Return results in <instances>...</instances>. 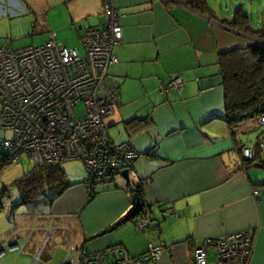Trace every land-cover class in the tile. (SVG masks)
I'll list each match as a JSON object with an SVG mask.
<instances>
[{
	"label": "crops",
	"instance_id": "obj_1",
	"mask_svg": "<svg viewBox=\"0 0 264 264\" xmlns=\"http://www.w3.org/2000/svg\"><path fill=\"white\" fill-rule=\"evenodd\" d=\"M43 2L0 0V47H26L21 45L25 39L38 33L33 18L48 13ZM79 2L73 4L81 9L80 19L72 22L82 37L105 20L102 0ZM117 9L123 40L110 72L119 100L107 125L115 142L131 143L141 154L132 168V182L142 188L143 215L156 222L146 230L137 225L142 215L121 222L133 208L134 195L131 184L122 175L125 181H117L116 175L99 183L104 193L90 198L105 196L113 204L114 213L103 224L85 228L81 214L23 212L20 228L29 236L13 240L26 241V252L0 258V264H62L72 244L77 255L84 249L122 246L136 257L146 253L150 243H165L166 248L148 264H198V242L243 231L255 240L249 264H264V123L254 119L230 127L219 64L221 53L264 42V33L253 31L250 22L249 29H241L233 23L235 15L224 18L214 7L208 15L181 0H117ZM177 76L184 80L182 88L164 91ZM244 143L253 147V159L239 150ZM165 209L172 211L164 215ZM37 222L41 227H34ZM50 226H59L60 236L66 232L63 241L29 244L34 236L41 241ZM208 264H225L216 248H209Z\"/></svg>",
	"mask_w": 264,
	"mask_h": 264
},
{
	"label": "built area",
	"instance_id": "obj_2",
	"mask_svg": "<svg viewBox=\"0 0 264 264\" xmlns=\"http://www.w3.org/2000/svg\"><path fill=\"white\" fill-rule=\"evenodd\" d=\"M102 1L104 24L82 35L83 53L61 43L56 32L40 45L0 47V127L12 132L2 144L0 166L18 162L23 155L36 165L80 159L88 171L85 184L91 196L97 184L132 170L141 155L131 143L115 142L107 125L119 100L110 68L118 61L115 49L122 43L123 27L117 0ZM183 85L177 76L163 89ZM79 105H83L82 112L77 110ZM239 150L246 158H254L249 143L241 144ZM254 194L259 190L254 189ZM170 209L162 210L163 214ZM155 222L147 214L138 218L137 225L146 230ZM18 247L25 248L15 244L8 251ZM165 248V243H150L148 251L136 257L122 246L98 252L84 249L77 255V246L72 244L62 264H148ZM209 248H216L225 264H249L255 240L249 231L205 239L195 246L198 264H208ZM4 254L2 250L0 258Z\"/></svg>",
	"mask_w": 264,
	"mask_h": 264
},
{
	"label": "rangeland",
	"instance_id": "obj_3",
	"mask_svg": "<svg viewBox=\"0 0 264 264\" xmlns=\"http://www.w3.org/2000/svg\"><path fill=\"white\" fill-rule=\"evenodd\" d=\"M43 1L45 4L47 2L43 10H48L47 15L45 14L39 19L33 18V21L38 24V33L27 37L25 41L28 42L21 45H40L50 38L52 32H57L61 43L69 47H76L83 53L84 47L82 39L72 22L74 19L76 20V17L77 20H79L81 16V9L73 4L76 0ZM87 1L88 0H80L79 3L85 4ZM209 3L222 14L224 18H232L236 13L247 16L251 27H253L252 30L257 33H264V0H209ZM76 9L79 10V14H77ZM29 27L30 29L32 28L30 23ZM41 27L44 28L43 31H40ZM62 27L65 28L61 29ZM241 40L242 43L246 41V39H242V37ZM83 109V105L77 107L78 112H82ZM1 110L2 103L0 102V113ZM11 137V131L0 127V147L6 139ZM34 165L35 161L33 159L23 155L18 162L5 164L0 168V192L3 190L7 191V194L3 195V209L0 211V250L5 251V254L1 257L2 259L12 258L26 252L19 247L15 250L8 251L12 245L19 244L26 246L27 244L26 241H24V243H19L17 240H13V237L16 236L23 235L24 239H27L29 236V234L23 230L24 228H20V221L24 220L22 219L23 217H21L23 212L24 214L26 213L32 216L50 212L63 216H67V214H81V223L85 228H95L103 224L114 213L113 204L108 201L105 196L90 201V198H92L91 192L87 185H85L88 171L84 162L80 159L62 162V166L66 171V182L68 187L62 194L57 195L58 197L55 199L52 206L49 205V201L46 199H42L36 203H25L15 181L28 172ZM131 177L132 179L135 178L133 169L131 170ZM116 180L125 181L121 175L118 176ZM96 189L95 194L97 195L104 193L102 191L105 190L101 184H97ZM118 194L121 195V192ZM25 219L28 223L31 220V218L28 217ZM41 224L42 223L37 222L34 227L39 228ZM58 228L59 226H50L41 241L37 238L34 239V236L29 244H59L67 234L63 231L60 236ZM54 231L56 232L54 233Z\"/></svg>",
	"mask_w": 264,
	"mask_h": 264
},
{
	"label": "trees",
	"instance_id": "obj_4",
	"mask_svg": "<svg viewBox=\"0 0 264 264\" xmlns=\"http://www.w3.org/2000/svg\"><path fill=\"white\" fill-rule=\"evenodd\" d=\"M181 1L196 11L213 15V9L208 0ZM237 14L233 23L240 25L241 29H249L247 16L243 14L237 16ZM37 25L34 24L36 30H38ZM43 29L41 27L40 31ZM219 64L225 89V118L230 127L234 128L241 123L261 119L264 116V42L256 41L246 48L221 53ZM2 151L1 146L0 152ZM5 154L9 155L7 152ZM15 183L25 203H36L46 199L50 204L63 189L68 187L66 171L62 163L35 164ZM131 186L133 187L134 205L121 222L135 217L134 215L145 213L141 186ZM5 191L0 192V211L3 209V195L7 194ZM18 242L24 243L21 240Z\"/></svg>",
	"mask_w": 264,
	"mask_h": 264
},
{
	"label": "water",
	"instance_id": "obj_5",
	"mask_svg": "<svg viewBox=\"0 0 264 264\" xmlns=\"http://www.w3.org/2000/svg\"><path fill=\"white\" fill-rule=\"evenodd\" d=\"M122 176L125 178V180H127L128 183L133 185L132 177H131V170L123 171Z\"/></svg>",
	"mask_w": 264,
	"mask_h": 264
}]
</instances>
